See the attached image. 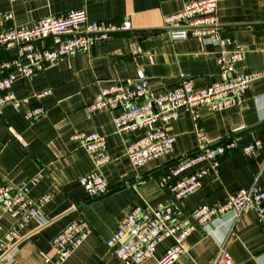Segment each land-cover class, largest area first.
<instances>
[{
	"label": "crops",
	"instance_id": "crops-1",
	"mask_svg": "<svg viewBox=\"0 0 264 264\" xmlns=\"http://www.w3.org/2000/svg\"><path fill=\"white\" fill-rule=\"evenodd\" d=\"M185 0H0V32L11 26L33 23L47 15H62L85 6L90 20L120 23L128 20L131 29L116 33L88 51L59 58L29 78H18L12 89L18 96L52 89V93L32 100L46 108V114L29 121L23 111L6 105L0 112V185H18L37 178L30 185L33 201L50 194L42 205L43 220L31 219L19 227L18 218L0 203V238L14 227L22 238L11 252L14 264H44L46 255L54 256L53 237L69 222L84 218L92 227L88 238L73 250L63 264H158L157 258L171 245L167 238L154 256L141 263L121 261L107 246V240L136 205L161 207L173 203L180 216H188L202 205L226 199L232 192L252 185L259 175L264 186V145L250 155L241 148L255 140L264 142V77L253 81L243 101L221 111L200 108L199 133L212 143L235 138L238 147L226 153L219 173L204 176L202 186L182 199L162 185L179 160L198 152L199 139L188 109L167 130L174 137L170 155L133 166L126 145L138 131L121 136L115 133L114 109L88 110L99 91L112 83L132 84L139 70L148 78L150 89L160 92L188 78L196 88L220 79L217 47L195 38L171 41L163 29L164 16L181 9ZM12 19H6L8 13ZM217 16L220 34L231 46L244 51L235 65L237 74L264 69V0H220ZM47 45L50 40H38ZM16 55L15 48L0 49L1 63ZM74 132H98L106 137L111 162L104 168L109 189L90 197L80 177L93 169L92 155L77 141ZM259 173V174H258ZM223 235L218 241L217 237ZM226 247L234 264H264V217L251 210L230 223L216 219L206 228L197 226L188 236V252L173 264H211L220 245Z\"/></svg>",
	"mask_w": 264,
	"mask_h": 264
},
{
	"label": "built area",
	"instance_id": "built-area-1",
	"mask_svg": "<svg viewBox=\"0 0 264 264\" xmlns=\"http://www.w3.org/2000/svg\"><path fill=\"white\" fill-rule=\"evenodd\" d=\"M219 1L185 0L181 9L164 16L163 24L171 41L195 38L217 47L220 70L218 81L196 88L190 79L185 78L172 88L153 92L144 71L139 70L132 84L116 82L105 86L87 106L88 110L121 109L113 116L115 133L118 135L142 131L126 145V155L133 166L173 152L175 139L169 134L167 126L180 116L181 109H188L203 144L198 152L172 166L170 176L174 179L168 180L169 177H166L162 180V185L168 187L178 200L197 191L208 173L218 174L222 157L238 147L235 138L212 143L199 133L200 108L206 106L221 111L238 105L251 83L264 77V69L239 74L235 72V65L243 60L244 51L232 47L230 38L220 34L221 25L217 16ZM13 16L10 12L5 18L9 20ZM130 29L128 20L120 23L90 20L85 6L73 8L62 15H47L27 25L3 29L0 32V49L15 48L16 55L1 63L0 112L4 106L11 105L17 111H23L29 121L43 117L46 108L38 102L33 104L32 100L36 98L39 101L41 97L51 94L52 89L18 96L12 89L14 81L29 78L59 58L78 51H88L95 44ZM38 40H50V44L39 46ZM71 139L80 143L93 157V169L80 177L85 191L90 197L106 192L109 183L104 168L111 162L106 150V137L98 132H74ZM260 145H264V142L258 139L241 148V151L250 155ZM36 181L37 178H34L18 185H0V203L18 218L19 227L34 218L43 220L41 207L50 194L33 201L29 191L30 185ZM251 210L257 211L262 220L264 186L259 184V175L252 185L232 192L221 202L199 206L188 216H180L173 203L161 207L136 205L107 240V246L121 261L141 263L154 256L157 246L169 238L172 243L157 258V262L173 264L178 257L188 252L187 238L197 226L206 228L222 217L233 223L240 215ZM91 232L92 227L84 218L69 222L53 237L51 245L56 254L46 255L44 264H63ZM21 238L17 227L9 230L5 238H0V264H14L11 252ZM211 264H234L224 242Z\"/></svg>",
	"mask_w": 264,
	"mask_h": 264
},
{
	"label": "clouds",
	"instance_id": "clouds-1",
	"mask_svg": "<svg viewBox=\"0 0 264 264\" xmlns=\"http://www.w3.org/2000/svg\"><path fill=\"white\" fill-rule=\"evenodd\" d=\"M218 241H221L223 239V235H220L217 237Z\"/></svg>",
	"mask_w": 264,
	"mask_h": 264
},
{
	"label": "trees",
	"instance_id": "trees-1",
	"mask_svg": "<svg viewBox=\"0 0 264 264\" xmlns=\"http://www.w3.org/2000/svg\"><path fill=\"white\" fill-rule=\"evenodd\" d=\"M192 154H193V153H192ZM192 154H190V155H192ZM179 161H180V160H179ZM177 162H178V161H177ZM177 162H176V163H177ZM176 163H175V164H176Z\"/></svg>",
	"mask_w": 264,
	"mask_h": 264
}]
</instances>
